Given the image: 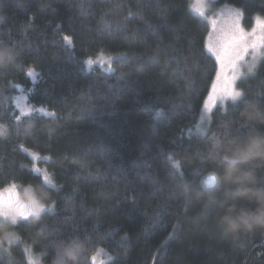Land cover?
<instances>
[{"label":"trees","instance_id":"obj_1","mask_svg":"<svg viewBox=\"0 0 264 264\" xmlns=\"http://www.w3.org/2000/svg\"><path fill=\"white\" fill-rule=\"evenodd\" d=\"M211 2L264 18V0ZM208 32L191 0H0V189L48 206L0 217V264H30L25 245L42 264H94L100 249L106 264H264V213L218 224L264 206V55L199 131ZM99 54L111 68L86 66ZM17 85L39 109L19 119ZM27 151L48 157L53 185Z\"/></svg>","mask_w":264,"mask_h":264},{"label":"rangeland","instance_id":"obj_2","mask_svg":"<svg viewBox=\"0 0 264 264\" xmlns=\"http://www.w3.org/2000/svg\"><path fill=\"white\" fill-rule=\"evenodd\" d=\"M211 1L215 0H191V10L198 16H202L204 19L207 20L209 24V32L206 38V46L210 41L215 42L219 37H221L224 33L229 32L235 28V24L239 21L240 29L243 31L245 40L250 48L249 53L245 54V59L243 62V67L237 66L235 71H229L227 76L232 81L230 91L233 92H240V89L237 86V83L246 77L251 72L248 71L249 68L253 70L255 68L259 59L264 55V41H259L258 38L264 35V30H262L261 25L264 24V18L256 17L253 24L250 26H246L242 20V12L240 9L228 5H213ZM258 43V47L255 49V55L251 54V45L252 43ZM215 58V57H214ZM110 62V57L99 54L95 58L85 60L86 66L89 68L93 66L94 63L102 64L103 67L106 69L111 68V64L108 65ZM217 71L218 65L216 67V73L214 75L213 81L211 83L210 89L206 98L202 105V110L197 121L196 129L203 130L204 128H200V126H206L209 115L213 107L220 103H224L227 99L223 102L219 101L216 98H212L213 93V86L217 85L221 87L222 84H219L217 81ZM29 74L34 80L37 76V73L34 70H29ZM235 77V79H233ZM16 91L12 98V104L16 110V114L18 117L27 115L30 113H34L38 111L37 107L32 105L27 98L26 88L21 85L16 86ZM5 128L0 126V134L4 133ZM6 133V132H5ZM34 163L32 164L31 168L41 174L43 181L48 185H53L52 177L48 173L45 164H40L39 160H47V156L40 155L34 151H27ZM212 181L211 185L215 184L216 179L213 176H208L204 179L206 181ZM0 194H3L4 203L0 202V217L10 220H17L19 218H25L30 216H38L44 209L48 208V206L40 203L35 199L32 195L31 190L27 186L19 187L17 185H10L6 188L0 189ZM10 199V202H8ZM43 205L39 214L34 213V209L38 205ZM21 211H25L27 214L26 216H20L19 213ZM29 246L25 245L26 252L28 254L29 263L30 264H42L41 259L38 255L30 254ZM112 259V255L105 249H100L95 255L94 264H106L109 260Z\"/></svg>","mask_w":264,"mask_h":264},{"label":"snow or ice","instance_id":"obj_3","mask_svg":"<svg viewBox=\"0 0 264 264\" xmlns=\"http://www.w3.org/2000/svg\"><path fill=\"white\" fill-rule=\"evenodd\" d=\"M264 30V24L261 25ZM259 41H264V35L258 38ZM258 47V43L254 42L251 45V54L255 55V49ZM207 53L211 57H215V61L218 65L217 81L222 84L221 87L217 85L213 86L212 98H216L223 102L227 99L236 100L241 98L243 93L237 91H230L232 81L227 76L229 71H235L237 66L243 67L245 54L249 53L250 48L245 40L243 31L240 29L239 21L236 22L235 28L229 32L224 33L215 42L210 41L206 46ZM252 71L251 68L248 69ZM235 79V77H233ZM19 119V117H17ZM31 127V125L29 126ZM171 159V157H170ZM173 167L179 169L180 163L178 160H172ZM0 202L4 203L3 194H0ZM10 202V199L9 201ZM43 205H38L34 209L35 214H39ZM25 211L19 213L20 216H26Z\"/></svg>","mask_w":264,"mask_h":264},{"label":"clouds","instance_id":"obj_4","mask_svg":"<svg viewBox=\"0 0 264 264\" xmlns=\"http://www.w3.org/2000/svg\"><path fill=\"white\" fill-rule=\"evenodd\" d=\"M233 211L232 207H229L226 211L225 214L220 216L218 220V224L226 231V232H231L233 226H235L236 231H241L245 230L243 227V222L242 218L248 214V212H251V215L254 216H261V213H264V206H261L257 210H241V212L236 215L232 216L230 213ZM261 223L255 224L252 226V229H259L261 231H264V216H261ZM252 229H247V230H252Z\"/></svg>","mask_w":264,"mask_h":264},{"label":"bare ground","instance_id":"obj_5","mask_svg":"<svg viewBox=\"0 0 264 264\" xmlns=\"http://www.w3.org/2000/svg\"><path fill=\"white\" fill-rule=\"evenodd\" d=\"M209 181H210V180H209ZM209 181H207V185H208V186H209V185H211V183H210V184H208V182H209ZM210 182H211V181H210Z\"/></svg>","mask_w":264,"mask_h":264},{"label":"water","instance_id":"obj_6","mask_svg":"<svg viewBox=\"0 0 264 264\" xmlns=\"http://www.w3.org/2000/svg\"><path fill=\"white\" fill-rule=\"evenodd\" d=\"M211 182L209 181L208 184H210Z\"/></svg>","mask_w":264,"mask_h":264}]
</instances>
